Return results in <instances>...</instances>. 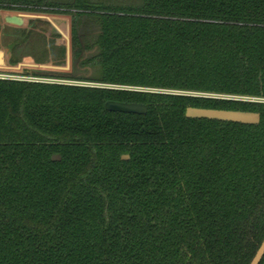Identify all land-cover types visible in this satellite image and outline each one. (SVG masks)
Returning <instances> with one entry per match:
<instances>
[{
    "label": "trees",
    "instance_id": "trees-1",
    "mask_svg": "<svg viewBox=\"0 0 264 264\" xmlns=\"http://www.w3.org/2000/svg\"><path fill=\"white\" fill-rule=\"evenodd\" d=\"M0 11L70 15L63 79L96 86L0 80V264H250L264 240V102L245 100L264 101V0H0ZM13 33L11 65L64 59L46 35ZM187 108L259 123L186 119Z\"/></svg>",
    "mask_w": 264,
    "mask_h": 264
},
{
    "label": "rangeland",
    "instance_id": "rangeland-1",
    "mask_svg": "<svg viewBox=\"0 0 264 264\" xmlns=\"http://www.w3.org/2000/svg\"><path fill=\"white\" fill-rule=\"evenodd\" d=\"M63 2L67 3L69 0H63ZM13 13L11 15H16L25 20L24 27L21 28V30H29L31 28L32 32L34 34L38 35H46L47 39L49 41L55 40V43L57 45H63L65 48V56L62 60L61 64L59 66L55 65L51 61L48 63L42 64V65H36L33 61V59L24 58L22 60H19L16 65L23 61L28 59L30 63L33 61V63L37 66L34 68L35 71L42 75H36V76H30L27 75L25 72L18 74L23 76H30V77H36L41 79H47V80H53L58 83H76L72 81H67L63 78L64 76L71 75L72 74V56H71V16L70 15H57V14H45V13H28V12H10ZM35 18L34 20L31 18ZM42 20H45L44 22ZM34 21L40 22L34 23ZM14 29H8L7 27H3L1 29V45L3 48H6L7 50L12 46V44L17 40V37L13 33ZM54 35H58V38H55ZM33 41L37 38L36 36H33ZM31 43V42H30ZM32 44V43H31ZM26 49V47H25ZM25 53H36L37 51H30L28 48L25 51L23 48L20 49V51L14 52V55L21 56V54ZM12 54V55H13ZM27 60V61H28ZM16 65H11L12 68Z\"/></svg>",
    "mask_w": 264,
    "mask_h": 264
},
{
    "label": "water",
    "instance_id": "water-1",
    "mask_svg": "<svg viewBox=\"0 0 264 264\" xmlns=\"http://www.w3.org/2000/svg\"><path fill=\"white\" fill-rule=\"evenodd\" d=\"M3 23L6 26L14 28H23L24 21L23 19L12 16L5 15L3 17ZM0 19V69L8 70L12 66L10 64L11 52L10 50L3 48L1 45V29L2 23ZM105 110L112 113L120 114H134V115H144L146 113V108L142 105L137 104H124L117 102H108L105 105ZM185 118L191 120H209V121H219V122H228L236 123L243 125H257L259 123V115L254 113H245V112H234V111H222V110H207V109H196V108H187L185 111ZM121 160H128L127 157H122ZM51 161H59V157H52ZM264 255V240L256 252L254 258L250 264H258L261 258Z\"/></svg>",
    "mask_w": 264,
    "mask_h": 264
},
{
    "label": "crops",
    "instance_id": "crops-1",
    "mask_svg": "<svg viewBox=\"0 0 264 264\" xmlns=\"http://www.w3.org/2000/svg\"><path fill=\"white\" fill-rule=\"evenodd\" d=\"M13 13H10V12H2L0 11V19H1V23H2V28L3 27H7L8 29H18V28H14V27H10V26H6L4 23H3V17L5 15H11ZM12 16H16V15H12ZM16 17H19V16H16ZM21 18V17H19ZM23 19V18H21ZM34 20L35 18H31V20ZM36 20V19H35ZM24 21V24H25V20L23 19ZM43 22L45 20H42ZM24 27V26H23ZM21 29V28H20ZM26 59V60H23L21 62H19L15 67L11 68V69H8V70H2L0 69V75L2 76H23V75H18V74H21V73H32L34 70V68H36L37 66L33 63V61L30 63V61Z\"/></svg>",
    "mask_w": 264,
    "mask_h": 264
},
{
    "label": "built area",
    "instance_id": "built-area-1",
    "mask_svg": "<svg viewBox=\"0 0 264 264\" xmlns=\"http://www.w3.org/2000/svg\"><path fill=\"white\" fill-rule=\"evenodd\" d=\"M0 80H10V81H23V82H29V83H45V84H65V83H58L53 80H47V79H41L36 77H30V76H2L0 75ZM65 85H73V86H89V87H96L91 84H82V83H66ZM231 99V98H226ZM233 100H239V99H233ZM243 100V99H240ZM250 102H264L259 100H245Z\"/></svg>",
    "mask_w": 264,
    "mask_h": 264
}]
</instances>
